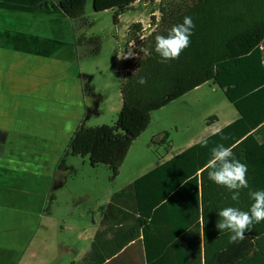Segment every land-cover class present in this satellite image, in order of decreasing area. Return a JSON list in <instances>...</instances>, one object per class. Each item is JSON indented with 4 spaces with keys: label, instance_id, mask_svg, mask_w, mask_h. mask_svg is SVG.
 <instances>
[{
    "label": "trees",
    "instance_id": "16d2710c",
    "mask_svg": "<svg viewBox=\"0 0 264 264\" xmlns=\"http://www.w3.org/2000/svg\"><path fill=\"white\" fill-rule=\"evenodd\" d=\"M89 1L97 13L112 12L117 23L140 0H60L58 5H48L49 11L64 13L74 22L81 57L97 56L101 50V38H88L84 29ZM159 12L158 20L151 17L154 30L142 42L138 40L142 26L129 29L139 50L134 60L126 62L117 121L80 127L67 151L72 157L88 158L93 167L108 166L115 180L133 143L151 127L155 112L214 83L239 118L139 177L117 192L113 201L122 195L135 196L132 201L141 216L138 230H143L149 264L173 259L177 264H264V222L251 225L236 243L216 228L221 208L248 211L253 203L249 192L264 190V0H163ZM185 16H191L195 24L190 46L179 59L160 63L154 52L155 37L167 35ZM92 47L93 51L83 53V48ZM141 78L147 81L143 86L137 82ZM85 94L96 98L94 89H85ZM213 122L211 118L209 126ZM218 144L231 147L234 157L247 165L248 188L241 190L238 202L208 179L210 150ZM64 164L62 159L59 168L64 169ZM54 201L49 198L47 212ZM186 235L190 236L188 250L180 244L164 253L170 242ZM131 237L136 238L135 233Z\"/></svg>",
    "mask_w": 264,
    "mask_h": 264
},
{
    "label": "crops",
    "instance_id": "0c3cea01",
    "mask_svg": "<svg viewBox=\"0 0 264 264\" xmlns=\"http://www.w3.org/2000/svg\"><path fill=\"white\" fill-rule=\"evenodd\" d=\"M127 12L114 22L116 27ZM66 19L64 13L49 11L44 0H0V264H48L50 255L52 261L77 251L65 240L73 224L55 221L60 196L51 191L58 187L55 180L61 154L69 146L66 140L71 142L78 127L73 123L94 101L79 77L68 72L79 60V51L74 26L64 29ZM127 72L124 61V76ZM126 186L99 207L100 220L87 230L90 246L72 264H149L135 196L113 201ZM50 197L55 201L47 212ZM147 218L151 222V216ZM134 233L136 238L131 237ZM189 237L170 242L164 253L180 244L188 250Z\"/></svg>",
    "mask_w": 264,
    "mask_h": 264
},
{
    "label": "rangeland",
    "instance_id": "374dc122",
    "mask_svg": "<svg viewBox=\"0 0 264 264\" xmlns=\"http://www.w3.org/2000/svg\"><path fill=\"white\" fill-rule=\"evenodd\" d=\"M44 1H47L49 8L51 4L58 5L60 2ZM161 1L163 0H140L135 10L127 12L117 27L112 12L97 13L93 9V2L87 3L84 18L87 26L84 29L88 38H101V50L94 57H81L82 50H78L79 60L68 71L79 77L85 89H94L96 96H91V103L94 101L92 108L85 114L81 113L79 121L73 123L78 125L76 129L82 126L113 125L117 121L122 110L124 61L126 64L127 60H134L139 50L129 29L133 22H139L137 24L142 26V33L138 40L142 42L147 38L154 30L151 26L152 13L156 12L155 17L160 18ZM63 26L66 30L73 27L74 22L63 20ZM129 42H132L131 45ZM83 50L85 53L84 48ZM238 117L237 110L227 100L224 92L214 83H207L152 115L151 127L133 143L115 180L111 179L112 172L108 166L93 167L88 158L72 157L69 151L63 152L61 160L65 162L64 169L57 171L55 183L58 187L51 191L60 196L54 218L59 224L64 221L73 224L74 229L67 233L68 238L65 237V240L70 241L77 251L52 261L51 255H48V264L78 262L91 243L87 230L91 232L94 222L100 220L99 207L107 204L116 191ZM211 118L214 122L209 126ZM66 142L70 144V140L67 139ZM71 212L74 213L73 216L68 215Z\"/></svg>",
    "mask_w": 264,
    "mask_h": 264
},
{
    "label": "clouds",
    "instance_id": "9594fccd",
    "mask_svg": "<svg viewBox=\"0 0 264 264\" xmlns=\"http://www.w3.org/2000/svg\"><path fill=\"white\" fill-rule=\"evenodd\" d=\"M194 28L193 18L185 16L183 23L174 25L167 35H157L154 52L159 57V62L168 64L179 59L181 53L190 46ZM137 82L141 86L147 83L144 78ZM206 167L210 169L209 181L226 189L231 194V200L238 202L241 190L248 188V169L246 164L234 157L231 147H225L223 144L213 147ZM249 197L253 203L248 211L237 207H224L218 211L216 228L221 233L229 234L230 243L242 241L251 225L264 222V190L249 192Z\"/></svg>",
    "mask_w": 264,
    "mask_h": 264
}]
</instances>
